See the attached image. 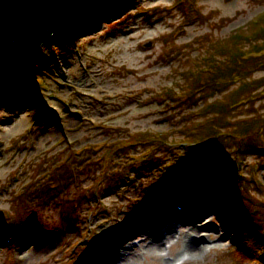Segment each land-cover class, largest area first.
I'll return each mask as SVG.
<instances>
[{
    "label": "rangeland",
    "instance_id": "374dc122",
    "mask_svg": "<svg viewBox=\"0 0 264 264\" xmlns=\"http://www.w3.org/2000/svg\"><path fill=\"white\" fill-rule=\"evenodd\" d=\"M122 1L119 18L44 43L35 86L0 97V236L13 235L0 264H95L122 242L117 230L139 229L135 221L168 197L198 202L218 234L223 225L237 237L219 243L211 233L198 255L170 262L264 264V0ZM249 93L231 109L222 103ZM41 108L59 112L58 122L35 117ZM210 124L234 137L193 147L209 160L194 167V150L181 145Z\"/></svg>",
    "mask_w": 264,
    "mask_h": 264
},
{
    "label": "water",
    "instance_id": "95a60500",
    "mask_svg": "<svg viewBox=\"0 0 264 264\" xmlns=\"http://www.w3.org/2000/svg\"><path fill=\"white\" fill-rule=\"evenodd\" d=\"M94 0H0V73L36 52Z\"/></svg>",
    "mask_w": 264,
    "mask_h": 264
},
{
    "label": "bare ground",
    "instance_id": "6f19581e",
    "mask_svg": "<svg viewBox=\"0 0 264 264\" xmlns=\"http://www.w3.org/2000/svg\"><path fill=\"white\" fill-rule=\"evenodd\" d=\"M167 201V203H173L170 198ZM169 207L171 208V205H162V208H164L165 211L168 210L172 213L173 209H170ZM201 210L203 214H201ZM201 210L198 208L191 216L186 217L184 220L186 224H183V226H177V224L171 223L170 220L167 221L168 223H165L167 225L165 233H163V230L161 229V227H166V225H162L161 223V214L154 213L153 211L151 214H145L147 216L142 217L144 226L152 224L156 228L149 230L144 229L142 228L143 226H141L139 229H136V233H138L137 235H140L137 242L119 235L116 243L120 242L123 238L124 242L128 243L125 245L120 243L116 247L117 252L115 251V253H112L103 261L105 262L112 257L110 261L114 259V264H143L142 260L150 257L158 259V262L156 261L153 264H168L171 263L169 259L171 255L184 254L189 258H192L205 250L206 246L209 245V243H206L205 237H209L211 233H214V241H218L219 243L225 241V239L229 237V233H226L224 236L218 234L220 227L211 224L209 219H206L208 211ZM179 212V210L173 211L175 214H179ZM148 215L155 217L156 221L150 219ZM171 218L176 219L173 214H168V217L166 216L165 220ZM114 236L117 238L118 234H115L112 237ZM174 237H176V239ZM91 256V251L89 250L86 257L89 259ZM117 257H119V260Z\"/></svg>",
    "mask_w": 264,
    "mask_h": 264
},
{
    "label": "trees",
    "instance_id": "16d2710c",
    "mask_svg": "<svg viewBox=\"0 0 264 264\" xmlns=\"http://www.w3.org/2000/svg\"><path fill=\"white\" fill-rule=\"evenodd\" d=\"M93 14H94L93 10L89 9L85 14H83L81 16V18L79 20H77L73 25H71L67 30L69 32H72V33H76L78 31H80L89 23L90 18ZM38 61H39L38 58L36 56H34L29 65L32 66L35 63L38 64ZM8 74H9V71L6 70L2 73V76L5 77V76H8ZM218 118H219V116H218ZM219 128H220L219 126L217 128L216 126L210 124L208 127V130H206L207 132H205V133L203 132L202 134H205V135H207V133L208 134H215V132L218 131ZM219 139L222 140L221 137H219ZM7 225H10V224L8 223Z\"/></svg>",
    "mask_w": 264,
    "mask_h": 264
}]
</instances>
